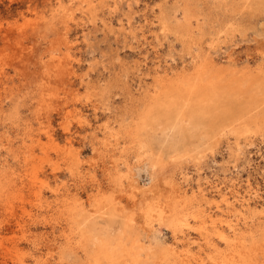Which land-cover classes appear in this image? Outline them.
I'll use <instances>...</instances> for the list:
<instances>
[{
	"label": "rangeland",
	"instance_id": "rangeland-1",
	"mask_svg": "<svg viewBox=\"0 0 264 264\" xmlns=\"http://www.w3.org/2000/svg\"><path fill=\"white\" fill-rule=\"evenodd\" d=\"M263 84L264 0H0V264H264Z\"/></svg>",
	"mask_w": 264,
	"mask_h": 264
},
{
	"label": "bare ground",
	"instance_id": "bare-ground-1",
	"mask_svg": "<svg viewBox=\"0 0 264 264\" xmlns=\"http://www.w3.org/2000/svg\"><path fill=\"white\" fill-rule=\"evenodd\" d=\"M247 1V0H246ZM206 59H204V60H201V62L200 63H198L197 64V68H196V70L195 71H198L200 74H198V72H196V74H198L196 77H194V78H196V80H193V82L195 81V82H197V80H198V84H197V86L199 85V86H201V88H202V91L203 92H199V93H195V94H191V95H186L183 99H182V97L179 95V93L176 91L172 96H170V95H168V96H166V97H164L160 102L161 103H157L158 104V107L159 106H161V109L163 108V116H165L166 117V119H167V117L169 118V116L171 115V114H175L176 116H179V119H180V121H181V123L183 122H189V119H191V114H193L194 115V113H202V115H206V114H212V115H215V117L216 116H218V114H219V111L217 110L218 108V104H217V102H218V99L216 98V96H217V93L215 92V84H216V80L212 77V76H210V75H208V73H207V69H206V64H205V61ZM191 75H193V74H191ZM184 76V75H183ZM187 77V76H186ZM186 77H184V79L183 80H181V79H179L178 77H177V79H175L174 80V82L173 83H175L176 85L177 84H179V86L178 87H176L175 85V89L176 88H179V87H182V88H185L186 86H190V84H189V82L191 81V79L190 78H187V79H185ZM183 78V77H182ZM179 80H180V82H179ZM214 81H216V82H214ZM255 81V80H254ZM214 82V83H213ZM169 83H171V82H169ZM193 84V86L195 85L194 83H192ZM173 85V84H172ZM193 86L191 85V88H193ZM196 86V85H195ZM196 86V87H197ZM198 86V87H199ZM217 86V85H216ZM263 86H264V84H263ZM181 88V90H183L184 91V89H182ZM206 88H207V90H206ZM217 88V87H216ZM186 89V88H185ZM189 90H190V88H189ZM194 90V89H193ZM188 91V90H187ZM194 92V91H193ZM182 93V92H181ZM163 94H165V92L163 93ZM162 94V95H163ZM188 94V93H187ZM190 94V93H189ZM264 94V93H263ZM185 95V94H184ZM164 96V95H163ZM263 97V96H262ZM263 101H264V99H262ZM216 102V103H215ZM214 106H216V108L214 107ZM202 109V110H201ZM154 111V110H153ZM159 111V110H158ZM162 111V110H161ZM155 112V111H154ZM222 113H224V112H222ZM248 113V112H247ZM154 114V113H153ZM165 117H163V118H165ZM158 118V117H157ZM156 118V119H157ZM193 118V117H192ZM155 119V120H156ZM161 119V118H160ZM179 119H178V121H179ZM194 120V119H193ZM207 120H209V119H206L205 121H207ZM158 121H159V119H158ZM195 121H198V120H195ZM173 122V121H172ZM199 122V121H198ZM184 123V124H185ZM192 123H194V121H192ZM191 123V124H192ZM196 125H198L199 126V124L200 123H195ZM204 124H205V122H204ZM208 124V123H207ZM206 124V125H207ZM187 125V124H186ZM188 126V125H187ZM189 126H191V125H189ZM194 126V125H193ZM203 127V126H202ZM177 129H178V132H179V130H180V127H176ZM193 130V129H192ZM206 131V130H205ZM210 133L209 132H207L204 136H208ZM208 138V137H207ZM206 138V139H207ZM163 149V148H162ZM224 201H226V199H224ZM227 203H229V202H227ZM167 213V212H166ZM169 215V214H168ZM82 221H83V219H82ZM81 225H82V223H81ZM84 225V224H83ZM122 231H125V230H127V228H126V226L125 225H122ZM85 229V228H84ZM121 231V230H120ZM129 233V232H128ZM119 234H121V233H119ZM126 234V233H125ZM130 234V233H129ZM128 234V235H129ZM122 235H124V233L122 234ZM122 235H119V236H122ZM99 236V240H100V235H98ZM108 236V235H107ZM117 237V236H116ZM126 237V236H125ZM95 238V237H94ZM97 238V237H96ZM102 238V237H101ZM108 238H109V236H108ZM112 238V237H111ZM123 238V237H122ZM122 238H117L116 240H112V239H109V240H111V241H109V242H111L112 243V241H113V245H111V246H113V248H111L108 252H101V254L103 255V257H104V259H106V264H115V262L113 261V259H112V257H114V256H121L120 255V253H119V250L121 251V248H123V241H124V238L122 239ZM103 239H104V237H103ZM91 240H92V238H91ZM97 240V239H96ZM102 240V239H101ZM129 240V239H128ZM131 240V239H130ZM253 240H254V238H253ZM252 240V241H253ZM137 241V240H136ZM135 241V242H136ZM93 242V241H92ZM97 242V241H96ZM105 242V241H104ZM108 242V243H109ZM126 242H127V240H126ZM126 242H125V244L124 245H129V244H126ZM138 242V241H137ZM129 243V242H128ZM93 244H95V243H93ZM135 245H137L136 243H134ZM133 244V245H134ZM252 244V243H251ZM100 246L98 247V248H101V250L102 249H104V247H105V245L106 244H103V243H101L100 242V244H99ZM116 245V246H115ZM130 246V245H129ZM91 247H93V246H91ZM96 247V246H95ZM131 247V246H130ZM133 247V246H132ZM255 248V247H254ZM100 250V251H101ZM264 250V249H263ZM128 251V250H127ZM124 252V251H123ZM137 252H140V251H137ZM96 253V252H95ZM239 253V252H238ZM245 253V252H244ZM128 254V253H127ZM100 255V254H99ZM136 256H137V253L135 254ZM243 255V254H242ZM250 255H251V253H250ZM254 255V254H253ZM247 256V255H246ZM135 257V256H134ZM134 257H133V261H135V263H136V261H138L137 260V258H136V260L134 259ZM140 257V256H139ZM97 260V259H96ZM132 261V260H131ZM132 261V262H133ZM236 261V260H235ZM131 262V263H132ZM139 262H140V260H139ZM94 263H95V261H94ZM102 263V262H101ZM97 264V263H96ZM132 264H134V262L132 263Z\"/></svg>",
	"mask_w": 264,
	"mask_h": 264
}]
</instances>
